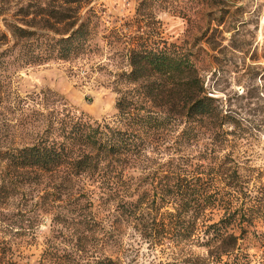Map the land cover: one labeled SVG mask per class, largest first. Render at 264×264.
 Masks as SVG:
<instances>
[{
  "label": "trees",
  "instance_id": "16d2710c",
  "mask_svg": "<svg viewBox=\"0 0 264 264\" xmlns=\"http://www.w3.org/2000/svg\"><path fill=\"white\" fill-rule=\"evenodd\" d=\"M91 1L45 0L35 2L33 8H19L23 15L52 16L55 23L73 20L62 33H53L45 23L40 31L30 25L7 23L16 41L25 40L0 49V104L7 96V70L12 65L68 60L86 51L90 16L96 14L88 6ZM156 1L140 0L137 10L142 14L138 15L144 19L145 7ZM66 7L70 11H64ZM82 7L81 19L77 14ZM153 20L151 16L144 21L145 27L131 36L126 50L129 68L117 73V82L127 86L116 90V113L111 119L97 120L68 110L53 98L51 105L60 106L44 114L40 110L32 113L33 124L44 116V125L33 142L0 147V264H21L25 256L15 247L19 238L26 234L34 237L41 213L62 203L70 213V223L66 224L70 231L60 228L57 213L52 211L51 234L45 236L42 261L123 264L105 253L90 251L96 228L88 196L93 189H98L102 202H114L117 218L148 245L168 239L174 246L186 242L204 246L206 256H184L199 264H228L222 257L233 252L239 238L229 226L235 222L250 225L255 217L264 219V185L262 191L244 187L225 150L227 132L212 125L208 141L195 155L182 152L204 137L201 122L216 114V105L213 97L201 95L196 88L194 63L177 43L159 38ZM184 89L193 90V94L181 107L172 99L181 96ZM163 132L167 137L161 140ZM53 174L57 180L45 184L46 177ZM258 178H264V170L253 176ZM18 193L22 208L3 210L9 197ZM228 193L244 197L239 206L242 213L233 209L212 223L200 222L207 210L225 207L229 196L224 194Z\"/></svg>",
  "mask_w": 264,
  "mask_h": 264
},
{
  "label": "rangeland",
  "instance_id": "374dc122",
  "mask_svg": "<svg viewBox=\"0 0 264 264\" xmlns=\"http://www.w3.org/2000/svg\"><path fill=\"white\" fill-rule=\"evenodd\" d=\"M40 1L45 2L0 0V49L16 41L7 27L10 22L30 25L35 31H40L43 23L53 33L66 31L72 18L55 23L52 16L19 13L21 6L33 8L35 2ZM139 1L92 0L88 6L96 14L90 16L91 35L85 52L68 60L52 58L8 68L10 85L0 104V147L33 142L44 125V116L33 124L32 113L40 110L44 114L53 106L58 107L59 104L51 105L53 98L68 110L97 120L111 119L116 113V90L127 86L117 82V73L129 68L126 50L131 36L145 27L144 21H149L152 16L159 38L182 48L195 65L196 88L201 95L213 97L212 102L216 105V114L209 121L201 122L204 137L198 145L182 152L195 155L208 141L207 136L214 125L228 134L225 150L230 155V164L241 175L244 187L257 191L261 188L262 191L264 178L253 179V176L264 170V0H157L145 7L144 19L140 15L142 12L137 10ZM66 10L70 11L67 7ZM84 10L82 7L79 15L76 13L81 19ZM24 40L16 42L20 44ZM192 94L193 90L184 89L181 96L172 101L184 107ZM159 135L161 140L167 137L165 132ZM150 154L157 158L155 152ZM47 177L45 184L57 180L56 174ZM93 191L88 195L93 202L91 214L96 219L95 244H90L93 253H105L123 264H199L184 256H206L204 246L191 242L174 246L166 239L161 244L148 245L117 218L113 201L102 202L98 189ZM224 195L229 196L225 207L207 210L200 222L212 223L233 209L242 213L239 206L244 197L237 193ZM20 201L18 193L9 197L1 208L9 212L13 208H22ZM248 203L245 200V204ZM62 205L57 204L53 210L41 213L42 221L35 228L34 237L26 234L19 238L15 247L25 256L21 264H48L45 259L42 261V250L45 236L51 234V213H57L61 223L58 225L64 232L70 231L66 226L70 223V213ZM229 227L239 238L233 252L223 255L222 259L228 264H264V219L255 217L250 225L235 222Z\"/></svg>",
  "mask_w": 264,
  "mask_h": 264
}]
</instances>
